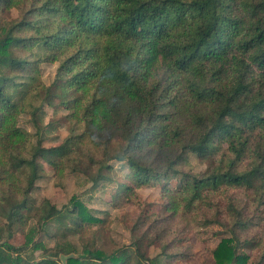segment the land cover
Listing matches in <instances>:
<instances>
[{
  "label": "trees",
  "instance_id": "trees-1",
  "mask_svg": "<svg viewBox=\"0 0 264 264\" xmlns=\"http://www.w3.org/2000/svg\"><path fill=\"white\" fill-rule=\"evenodd\" d=\"M0 5L20 13L0 25V187L7 191L0 215L17 225L37 214L40 226L23 235V246L45 250L34 236L48 220L68 221L66 233L96 222L79 202L60 211L46 199L36 208L29 197L42 165L58 169L85 139L102 153L99 159L87 155L96 166L90 181L111 182L108 161L125 163L130 185L119 184L116 199L130 204L142 186H159L166 211L173 213L236 191L222 211L228 224L218 217L207 221L229 233L213 249L212 264H245L249 258L240 247L254 245L244 236L243 215L251 205L264 214V0H0ZM41 62L57 64L50 86L40 80ZM61 88L64 95L71 89L78 95L64 99ZM56 98L82 132L46 147L38 137V112L54 106ZM21 114L30 116L34 134L18 127ZM109 120L121 138L115 155L106 146L111 135H101ZM144 148L161 157L160 168L148 162L150 152L140 153ZM189 156L207 162V169L191 174L179 169L189 165ZM76 169L88 174L83 165ZM12 249L0 243V264H58L49 258L29 263ZM128 249L105 254L86 247L66 264L153 262L139 243ZM61 250L75 255L72 248ZM254 264H264V249Z\"/></svg>",
  "mask_w": 264,
  "mask_h": 264
},
{
  "label": "rangeland",
  "instance_id": "rangeland-1",
  "mask_svg": "<svg viewBox=\"0 0 264 264\" xmlns=\"http://www.w3.org/2000/svg\"><path fill=\"white\" fill-rule=\"evenodd\" d=\"M19 17L18 10L3 9L0 5V25H8ZM32 53H35V50ZM38 71L44 86L52 85L57 78L56 63L41 62L38 64ZM57 92L64 95L62 88ZM77 93L71 89L64 95V99L76 97ZM54 103V106L44 105L37 117L38 137L46 147L61 144L67 138L72 140L74 136L82 132V124L70 118V112L66 110L63 102L56 98ZM119 117L123 116L120 114ZM109 121L101 135L104 137L111 135L106 146L109 154L115 155L119 152L121 138L116 127H113V122ZM17 125L30 134L36 132V127L28 114H21ZM81 138L83 139L84 136ZM83 140L84 144L75 143L74 150L60 162L58 169L42 165L41 177L36 181L29 197L36 208L40 207L42 201L46 199L60 211H64L65 208L71 209L74 202H79L96 218V222L84 225L85 230L76 228L66 233L63 231V224H67L68 221L48 220L34 236V241L45 247L42 251L33 249L32 246H23V235L31 228L37 229L40 226L36 213L29 214L28 219L22 220L17 225L16 223L9 225L0 215V243L11 244L14 247L11 250L13 256L19 255L29 263L49 258L62 264L59 259L60 255H65L61 252L62 248H72L76 257V254H81L86 247L110 254L126 247L133 251L134 244L139 243L146 256L152 258L153 264L213 263V249L222 238L229 237V233L225 227L207 221L218 217L228 224L222 211L226 209L231 195L236 197V191L217 193L210 203L206 201L196 203L195 208L191 209L180 206L178 212L173 213L166 211L159 186H142L136 190L137 198H132L130 204L122 199V196L116 199L119 184L130 185V182L125 179L128 172L125 163L109 160L108 164L113 169L109 173L111 182L101 181L93 184L88 175L95 173L96 166L89 163L87 155L94 153L93 158L99 159L102 153L100 147H90L91 145H88L85 139ZM143 152H150L149 163H153L158 168L163 165L161 157L151 153V149L144 148L140 153L143 154ZM80 165L86 167L88 174L76 169ZM207 167V162H201L189 156V165H180L178 168L191 174L201 173ZM4 195H7V191L0 187V198ZM55 215L56 212L52 211L51 216ZM243 216L247 218L244 236L250 239V245L254 246H241L239 251L249 258L245 264H254L255 259L264 249V214L253 211V205H251ZM67 227L72 228L70 224Z\"/></svg>",
  "mask_w": 264,
  "mask_h": 264
},
{
  "label": "water",
  "instance_id": "water-1",
  "mask_svg": "<svg viewBox=\"0 0 264 264\" xmlns=\"http://www.w3.org/2000/svg\"><path fill=\"white\" fill-rule=\"evenodd\" d=\"M74 257H75V255H72V254H70V255H60L59 259H60L62 264H65L68 259L74 258Z\"/></svg>",
  "mask_w": 264,
  "mask_h": 264
}]
</instances>
